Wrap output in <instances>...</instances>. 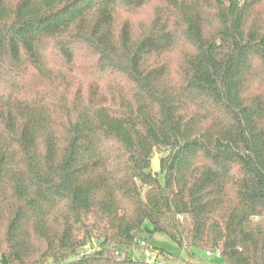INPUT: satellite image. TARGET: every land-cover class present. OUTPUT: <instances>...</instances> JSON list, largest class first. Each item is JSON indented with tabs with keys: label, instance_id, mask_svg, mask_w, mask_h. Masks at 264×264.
Returning <instances> with one entry per match:
<instances>
[{
	"label": "trees",
	"instance_id": "trees-1",
	"mask_svg": "<svg viewBox=\"0 0 264 264\" xmlns=\"http://www.w3.org/2000/svg\"><path fill=\"white\" fill-rule=\"evenodd\" d=\"M155 234L264 264V0H0V264Z\"/></svg>",
	"mask_w": 264,
	"mask_h": 264
},
{
	"label": "rangeland",
	"instance_id": "rangeland-1",
	"mask_svg": "<svg viewBox=\"0 0 264 264\" xmlns=\"http://www.w3.org/2000/svg\"><path fill=\"white\" fill-rule=\"evenodd\" d=\"M151 11H152V9L148 10V12L145 14V18L150 15ZM136 16H137L136 19H138L140 17L139 14H137ZM79 77L84 78V82L86 84L91 83L90 80H87V77H85V76L83 77L82 75ZM103 86H101V87H103ZM155 158L159 159L157 155H155L153 159H155ZM145 238L147 240H149V243L152 247L163 249L171 255L172 260L167 262V264H216L217 262H219L218 256L214 255L211 257H206L205 253L201 252V251H196V254L198 255V257L200 259L191 258L188 256V254L186 253V251L184 249H182L177 244L172 242L165 235L155 234L151 238L148 237L147 235H145Z\"/></svg>",
	"mask_w": 264,
	"mask_h": 264
},
{
	"label": "built area",
	"instance_id": "built-area-1",
	"mask_svg": "<svg viewBox=\"0 0 264 264\" xmlns=\"http://www.w3.org/2000/svg\"><path fill=\"white\" fill-rule=\"evenodd\" d=\"M139 253H137L138 255H141V257L143 258V260L148 263V264H163L162 261H160V259H158L156 257V255L152 252H149V250L145 249V243L142 241L139 243L138 248ZM206 255H212V253H206ZM215 255H219V252L216 251Z\"/></svg>",
	"mask_w": 264,
	"mask_h": 264
},
{
	"label": "water",
	"instance_id": "water-1",
	"mask_svg": "<svg viewBox=\"0 0 264 264\" xmlns=\"http://www.w3.org/2000/svg\"><path fill=\"white\" fill-rule=\"evenodd\" d=\"M151 165H152L153 171H155V172L159 171V159H157V158L152 159Z\"/></svg>",
	"mask_w": 264,
	"mask_h": 264
}]
</instances>
